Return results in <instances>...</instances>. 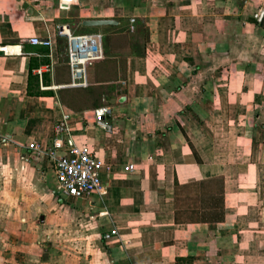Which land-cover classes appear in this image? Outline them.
Wrapping results in <instances>:
<instances>
[{
    "label": "crops",
    "instance_id": "1",
    "mask_svg": "<svg viewBox=\"0 0 264 264\" xmlns=\"http://www.w3.org/2000/svg\"><path fill=\"white\" fill-rule=\"evenodd\" d=\"M260 9L264 0H0V264H264ZM93 20L116 24H83ZM124 23L145 28V40L125 58L116 82L126 95L105 106V130L94 110L59 100L72 88L57 29ZM34 37L51 47L25 42ZM62 114L104 165L103 193L71 203L48 157L28 148L51 147Z\"/></svg>",
    "mask_w": 264,
    "mask_h": 264
},
{
    "label": "built area",
    "instance_id": "2",
    "mask_svg": "<svg viewBox=\"0 0 264 264\" xmlns=\"http://www.w3.org/2000/svg\"><path fill=\"white\" fill-rule=\"evenodd\" d=\"M263 10L254 14L255 19L261 20ZM58 36L66 40L67 67L69 82L66 87L80 88L87 85V67L94 61L103 58L101 35L73 34L67 26L58 27ZM31 45L51 47L48 38H29L25 40ZM109 107H100L93 111L95 123L105 130L110 129L106 120ZM55 138L51 147L47 148L40 143L29 144V150L37 156L45 155L51 161L56 180V192L65 200L77 202L91 194H102L104 184L100 178L103 163L94 156L87 145L77 144L71 137L70 116L62 114L54 125ZM135 170L133 164L123 168L124 174H131ZM118 236V231L113 228L104 235L105 241H111Z\"/></svg>",
    "mask_w": 264,
    "mask_h": 264
},
{
    "label": "rangeland",
    "instance_id": "3",
    "mask_svg": "<svg viewBox=\"0 0 264 264\" xmlns=\"http://www.w3.org/2000/svg\"><path fill=\"white\" fill-rule=\"evenodd\" d=\"M136 25V23L134 24ZM60 27V26H58ZM136 28L133 30V32H130V29L128 24L124 23L122 28L119 29H103L100 31H96V30H92V31H79L74 32V34H85V35H101V44L103 47V52L104 55L107 56L108 58H112V60L115 62L114 65H106L103 68V72H102V78L103 81H106L105 84L102 85L101 90H95L90 94H83L80 97V103L78 105H76V108L78 109H88L92 106V104L94 103V99L98 98V94L101 91V93H104L103 97L104 100L101 101L102 104H106L108 103V97H114L116 98L117 94L116 91L119 90L121 88L120 83L116 82V80L118 79V81H120V77L123 76L122 72H123V66H124V61L126 56L128 55H140L143 51V45H144V40H145V36L140 34L141 30L145 29L143 28L141 25H137L135 26ZM132 31V30H131ZM145 33V32H144ZM109 34H118L121 37H125L126 36V45L122 44V47H119L116 49V51H110L108 52V50H105V46L107 45V35ZM57 35H58V29H57ZM63 40V44H61L60 47V60L61 63L63 64L62 67H65L68 69L67 67V50L65 48V42H64V38L60 37ZM65 43V44H64ZM67 47V46H66ZM95 62V61H94ZM93 64V62L91 63ZM91 64L89 66H91ZM88 66V67H89ZM121 66V69L118 67ZM87 67V68H88ZM100 93V94H101ZM67 97H70L67 96ZM72 201H69V203H71Z\"/></svg>",
    "mask_w": 264,
    "mask_h": 264
},
{
    "label": "trees",
    "instance_id": "4",
    "mask_svg": "<svg viewBox=\"0 0 264 264\" xmlns=\"http://www.w3.org/2000/svg\"><path fill=\"white\" fill-rule=\"evenodd\" d=\"M145 29L141 30L140 34L145 36ZM59 44H61L60 41H58ZM122 44L126 45V36L125 37H121L118 34H109L107 36V46L105 50H108V52L110 51H116L117 48L122 47ZM39 52H41L44 55H48V48L42 49ZM192 62V60H189ZM114 61L112 60V58H108L107 56L104 55L103 53V58L93 62V64H91V66H89L87 68V85L84 88H72V89H63L60 90L58 92L59 95V100L61 102V104L71 110H76L78 108H76V105H78L80 103V97L83 94H90L95 90H101L102 85L105 84L106 81H103L102 76V72H103V68L106 65H114ZM42 64L48 65L49 64V60L48 58H46ZM37 65H34L32 63V60L30 61V65H29V77H28V93L31 94L32 92L30 91V84L32 82V80L36 79L33 74H32V69L34 67H36ZM124 72V71H123ZM122 72V74H123ZM51 93V92H49ZM101 91L98 94V98L94 99V103L92 104V106L88 109L90 110H95L98 109L100 107H104V106H110V103H106V104H102L101 101L104 100V93H101ZM39 95L44 94V92H38ZM52 94V93H51ZM117 96H124L126 95L125 90L123 91H116ZM70 97H67L69 96ZM108 101H110L111 99H113L112 97H108L107 98ZM85 109H78L77 111H83ZM220 201V200H219ZM209 216L207 217H201L202 220L207 219ZM213 221H221L223 219V215L221 214L220 209L216 210V213H213V215L210 217ZM175 264H194V258L192 256H186V257H181V258H176L175 260Z\"/></svg>",
    "mask_w": 264,
    "mask_h": 264
},
{
    "label": "water",
    "instance_id": "5",
    "mask_svg": "<svg viewBox=\"0 0 264 264\" xmlns=\"http://www.w3.org/2000/svg\"><path fill=\"white\" fill-rule=\"evenodd\" d=\"M85 26H104V25H112L116 24V22L111 20H93V21H84ZM0 55H3V52H0ZM124 98H121L119 101L122 102ZM112 104L115 103V100L111 101ZM109 118V116H107Z\"/></svg>",
    "mask_w": 264,
    "mask_h": 264
},
{
    "label": "bare ground",
    "instance_id": "6",
    "mask_svg": "<svg viewBox=\"0 0 264 264\" xmlns=\"http://www.w3.org/2000/svg\"><path fill=\"white\" fill-rule=\"evenodd\" d=\"M4 50H5V49H4ZM12 50H17V49H12V48H11V49H7V51H9V52L12 51Z\"/></svg>",
    "mask_w": 264,
    "mask_h": 264
}]
</instances>
